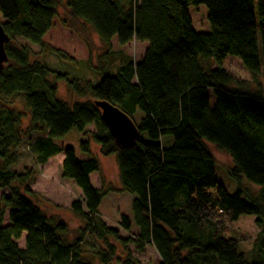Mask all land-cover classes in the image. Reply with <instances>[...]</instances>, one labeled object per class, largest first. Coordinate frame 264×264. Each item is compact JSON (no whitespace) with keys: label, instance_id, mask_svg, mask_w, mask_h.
Wrapping results in <instances>:
<instances>
[{"label":"trees","instance_id":"trees-1","mask_svg":"<svg viewBox=\"0 0 264 264\" xmlns=\"http://www.w3.org/2000/svg\"><path fill=\"white\" fill-rule=\"evenodd\" d=\"M62 4L93 29L108 52L113 42L125 46L135 40L147 45L143 57L136 65L121 64L114 74L98 68L95 84L31 61L28 43L71 59L44 40ZM200 5L208 9L209 32L194 28L189 8ZM0 15L10 36L0 99L22 94L32 125L26 130V114L0 100V188L8 190L0 196V264H142L128 249L118 256L110 238L140 251L153 245L159 264H264V0H0ZM228 56L242 61L254 88L226 70ZM50 73L89 99L72 105L59 100ZM96 100L114 103L132 119L142 112L136 124L140 138L132 146L117 143ZM92 124L96 131L88 130ZM73 129L86 138L84 152L95 142L101 154L117 156L122 189L134 196L133 218L122 215L118 228L102 218L105 193L91 181L99 160H78L73 147L54 142ZM30 130L44 135L34 138ZM166 136L173 139L169 147ZM24 141L40 164L64 154L61 177L82 193L71 204L82 221L74 241L66 238L68 223L49 217L30 197L34 169L15 168ZM206 142L232 158L235 193L217 180ZM243 180L260 186L259 192ZM244 215L254 216L262 229L251 259L241 249L244 239L228 235ZM133 226L136 236L124 237L121 231ZM85 235L106 246L91 253L81 246Z\"/></svg>","mask_w":264,"mask_h":264},{"label":"rangeland","instance_id":"rangeland-1","mask_svg":"<svg viewBox=\"0 0 264 264\" xmlns=\"http://www.w3.org/2000/svg\"><path fill=\"white\" fill-rule=\"evenodd\" d=\"M189 13L197 32H209L211 30L208 21V9L205 5H200L198 8L190 7ZM1 20H3V17L0 15ZM65 24L68 26H65ZM44 40L49 46L61 50L64 55L71 59L60 57L49 50L40 48L38 45L25 43L32 48L31 61L41 62L56 72L66 73L71 79L80 80L82 84L87 82L97 83L101 77V74L97 70L100 67H106L108 73L114 74L119 66L125 62L132 61L136 65L143 57L147 46L145 43L135 40L125 46H119L116 42H113L112 48L108 52L93 29L78 19L73 18L65 7V4L61 5L59 16L56 18L53 27L44 37ZM20 41L23 42L22 40ZM224 67L237 79L251 82L250 87H255L250 72L243 66L242 61L238 57L228 56L224 61ZM48 80L56 84L57 98L69 105L89 99L86 96H80L75 93L69 87L66 79L58 78L57 73H50ZM211 99L213 103L214 97L212 94ZM0 100L3 105L11 104L17 110L23 111L26 114L24 128L29 130L32 127L27 117L29 110L25 105L22 94H16L11 98H1ZM142 116L143 114L139 110L134 114L133 121L135 124L140 123ZM88 130L96 131L97 126L92 124L88 126ZM29 134L34 138H40L44 135V132L39 134L30 130ZM84 139L86 138L79 130L73 129L63 138L54 142H57L61 147H73L78 160H87L93 157L99 160L100 170L91 175V181L96 188L102 189L105 193L100 205L102 218L110 227L118 228L120 227L119 222L122 215H126L131 219L133 218L132 199L134 196L122 189L117 156H105L101 154L99 150L100 146L95 142H91L90 153L84 152L81 148V141ZM165 144L168 147L173 144L171 136L165 137ZM206 144L215 158V175L217 180L231 194L235 193L238 182L229 174L230 170L234 167L232 158L216 144L211 142H206ZM18 155L19 159L15 165L18 171L25 168L34 169V178L30 183L33 194H30V197L49 217L56 220H65L68 223L66 238L74 241L80 236L79 228L82 226V221L71 210V204L78 199H82V193L73 181L61 177L59 156L49 164L50 168L48 167L49 165L43 166L35 161L32 148L26 141L18 148ZM242 184L252 192H259L260 186L258 185L246 180H243ZM20 190L23 191V188L21 187ZM3 192H8V190L0 188V196ZM8 213L9 210L6 211L4 217V226L9 224ZM261 232L262 229L255 223V217L244 215L229 226L228 235L244 239L241 249L251 259L254 257L252 251L253 243ZM121 233L126 238H134L137 234V228L133 226L130 232L122 230ZM83 238L84 241L81 246L86 250L88 249L91 253L97 251L101 246H106L104 242H96L88 235H85ZM109 242L116 246V254L118 256H123L128 249L142 264H159L160 262V256L151 244H146L143 251H140L134 243H129L126 247L113 238H110ZM18 243L21 247L25 245L24 236L18 240ZM111 264L117 263L113 261Z\"/></svg>","mask_w":264,"mask_h":264},{"label":"water","instance_id":"water-1","mask_svg":"<svg viewBox=\"0 0 264 264\" xmlns=\"http://www.w3.org/2000/svg\"><path fill=\"white\" fill-rule=\"evenodd\" d=\"M10 36L0 23V73L8 61L5 49ZM95 105L101 110V117L109 128L117 143L126 148L132 146L140 138V130L133 119L117 105L108 100H96Z\"/></svg>","mask_w":264,"mask_h":264},{"label":"crops","instance_id":"crops-1","mask_svg":"<svg viewBox=\"0 0 264 264\" xmlns=\"http://www.w3.org/2000/svg\"><path fill=\"white\" fill-rule=\"evenodd\" d=\"M56 20V19H55ZM55 20H54V23H55ZM46 36V35H45ZM62 154V155H61ZM59 156V158H58V161H59V164L61 165L62 164V161H63V159H64V154L63 153H59V154H57V155H54V156H52V157H49L48 158V160L45 162V163H43L42 165L44 166H47V165H49L52 161H55V158L56 157H58ZM49 168H50V165L48 166ZM93 174V173H92ZM91 174V175H92ZM105 221V220H104ZM25 237V236H24Z\"/></svg>","mask_w":264,"mask_h":264},{"label":"bare ground","instance_id":"bare-ground-1","mask_svg":"<svg viewBox=\"0 0 264 264\" xmlns=\"http://www.w3.org/2000/svg\"><path fill=\"white\" fill-rule=\"evenodd\" d=\"M24 239H25V237H24ZM24 242H25V241H24ZM24 246H25V245H24ZM24 246H23V247H24Z\"/></svg>","mask_w":264,"mask_h":264}]
</instances>
